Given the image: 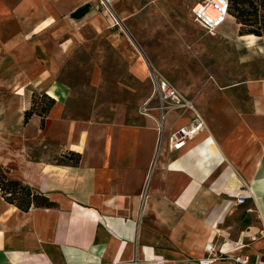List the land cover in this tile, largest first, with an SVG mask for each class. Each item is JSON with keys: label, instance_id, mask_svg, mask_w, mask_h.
<instances>
[{"label": "crops", "instance_id": "0c3cea01", "mask_svg": "<svg viewBox=\"0 0 264 264\" xmlns=\"http://www.w3.org/2000/svg\"><path fill=\"white\" fill-rule=\"evenodd\" d=\"M114 1L0 0V168L55 204L22 211L0 193V264H229L240 253L264 264V37L236 33L252 39L253 76L207 104L161 108L156 85L175 87L155 76L138 107L120 98L107 115L72 113L64 69L87 34L121 27ZM108 40L146 80L127 39ZM102 70L91 65L93 88H108ZM33 92L54 99L43 124L36 113L24 120ZM68 151L77 164L61 161Z\"/></svg>", "mask_w": 264, "mask_h": 264}, {"label": "rangeland", "instance_id": "374dc122", "mask_svg": "<svg viewBox=\"0 0 264 264\" xmlns=\"http://www.w3.org/2000/svg\"><path fill=\"white\" fill-rule=\"evenodd\" d=\"M196 1H114L116 7L119 4L124 10L121 27L87 34L64 69L63 76L73 92L71 112L98 110L107 115L109 103L120 98H126L130 107H138L137 102L150 95L155 76L173 85L191 104L193 100L207 104L224 87L253 76V55L250 57L244 49L252 39L236 35L239 24L231 14L232 20L226 18L213 34L197 26L190 15ZM234 28L236 32L231 37L228 33ZM111 31L126 38L127 47L145 61L149 74L146 80L139 82L127 73L121 53L108 40ZM94 62L103 69V85L108 88H93L89 84ZM122 84L132 88H116ZM230 93L238 101L244 99L242 92Z\"/></svg>", "mask_w": 264, "mask_h": 264}, {"label": "trees", "instance_id": "16d2710c", "mask_svg": "<svg viewBox=\"0 0 264 264\" xmlns=\"http://www.w3.org/2000/svg\"><path fill=\"white\" fill-rule=\"evenodd\" d=\"M228 14H231L236 23L239 24L238 34L264 37V0H228ZM54 103V99L45 92H33L31 105L24 111V120L34 113L40 115L41 123L49 109ZM80 155L68 151L63 154L61 161L64 163L77 164ZM0 193L3 198L20 210L27 211L34 207H54V202L50 201L43 193L25 185L17 180L7 177L4 170L0 168Z\"/></svg>", "mask_w": 264, "mask_h": 264}, {"label": "built area", "instance_id": "2783aa9c", "mask_svg": "<svg viewBox=\"0 0 264 264\" xmlns=\"http://www.w3.org/2000/svg\"><path fill=\"white\" fill-rule=\"evenodd\" d=\"M101 4L109 5L111 0H100ZM215 11L216 16L212 18L208 12ZM190 13L193 17V20L198 23L204 30L210 34H213L218 27L226 20L228 15V0H197L190 8ZM153 80V79H152ZM156 92L158 93V97L160 100L159 106L161 108L167 107H185L191 106V103L185 99H183L177 91L170 86L166 82H158L156 85ZM145 103L140 111L142 113H147L148 106ZM202 128L201 123L195 124L192 128H181L172 134V138L174 140H178L183 138L195 130H199ZM179 134V135H178ZM245 198L243 196H239L236 198L237 203H243ZM208 251L212 252L211 246H207ZM220 259V256L214 255L211 258H203L201 261L202 264H208L212 260ZM229 264H251L249 262V257L245 254H237L230 257Z\"/></svg>", "mask_w": 264, "mask_h": 264}, {"label": "water", "instance_id": "95a60500", "mask_svg": "<svg viewBox=\"0 0 264 264\" xmlns=\"http://www.w3.org/2000/svg\"><path fill=\"white\" fill-rule=\"evenodd\" d=\"M87 6L79 7L72 15L73 17H79L86 10Z\"/></svg>", "mask_w": 264, "mask_h": 264}, {"label": "bare ground", "instance_id": "6f19581e", "mask_svg": "<svg viewBox=\"0 0 264 264\" xmlns=\"http://www.w3.org/2000/svg\"><path fill=\"white\" fill-rule=\"evenodd\" d=\"M208 14L212 17V18H214L215 16H216V12L215 11H210V12H208ZM228 16V15H227Z\"/></svg>", "mask_w": 264, "mask_h": 264}]
</instances>
